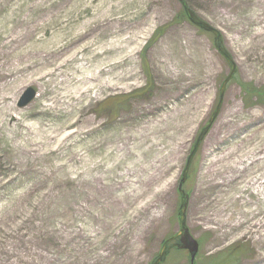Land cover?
I'll list each match as a JSON object with an SVG mask.
<instances>
[{"label": "rangeland", "instance_id": "1", "mask_svg": "<svg viewBox=\"0 0 264 264\" xmlns=\"http://www.w3.org/2000/svg\"><path fill=\"white\" fill-rule=\"evenodd\" d=\"M186 1L237 66L182 185L196 264L233 247L235 264H264V195L239 188L244 174L222 161L252 141L264 156V0ZM181 10L178 0H0V104L14 109L0 122V264H151L176 234L179 180L229 72L213 35ZM118 41L132 54L125 87L91 91L69 115L44 107L55 97L35 73L46 55L95 60L104 42L112 57ZM28 87L35 98L19 107ZM47 127L48 144L34 135ZM139 142L135 160H114ZM263 172L249 178L260 186ZM177 250L165 264H188Z\"/></svg>", "mask_w": 264, "mask_h": 264}, {"label": "bare ground", "instance_id": "2", "mask_svg": "<svg viewBox=\"0 0 264 264\" xmlns=\"http://www.w3.org/2000/svg\"><path fill=\"white\" fill-rule=\"evenodd\" d=\"M45 3L46 1H42L37 4V7H41ZM111 47L112 45L107 47L104 42L101 43L100 54L102 57L96 58L95 60L94 57H98V54H91V58L88 59L79 49H73L69 55H64L62 59H57V52H52L46 55L40 62L39 69L36 70L35 73L39 75L41 79L48 77L46 84L51 86V92H55V97L50 104L45 103L44 107L48 110L58 109L59 111L69 115V113H73L74 110L80 109L82 100L87 98L91 91H93L95 97H97L104 87L110 88L115 85L125 87L127 80L131 77V71L125 68V62L131 59L132 54L131 52H127V48L124 46L123 42L118 41L117 48L114 46L116 48V50H114L115 54L110 57L108 56V52H110L109 48ZM81 53L82 55L78 57ZM52 58L56 60L55 64L52 63ZM68 61L77 62L78 65H73L65 71H60V69H63ZM13 110L12 104L1 102V125H3L2 122H4L3 116L9 113L11 114ZM14 132L15 133L12 138L13 140L17 137L16 130ZM54 132L55 131L52 130L51 127H47V129L43 130V132L36 130L34 135L39 136L40 142L43 141L48 144V140L50 138L54 139ZM253 135L251 137H253ZM263 141L264 133L261 142ZM25 143H29V140H26ZM256 145L255 141H252L249 145H244V147H240L234 152V149H232L228 153L224 154L222 161L226 162L228 169L232 170L233 174H244L246 180L242 182V185L239 188L254 190L256 193L264 195V172L261 174L263 181L260 183V186L257 185L259 178L255 176L249 178L256 166H262L264 170V156H258L260 151ZM142 146V143L139 142L138 144L128 148L126 152L116 155L114 160L118 158L120 161L121 157L125 158L128 154H132L133 156L131 157L135 160V152L141 149ZM149 151L150 149L146 148L145 150L140 151V153H148ZM98 164L99 163H96L92 169L98 166ZM133 164L134 166L138 165L136 161H133ZM218 176L219 175H216L214 177ZM209 180L212 179L209 178ZM259 188H261V190H258ZM134 192H136V189L133 187L127 194L135 196Z\"/></svg>", "mask_w": 264, "mask_h": 264}, {"label": "water", "instance_id": "3", "mask_svg": "<svg viewBox=\"0 0 264 264\" xmlns=\"http://www.w3.org/2000/svg\"><path fill=\"white\" fill-rule=\"evenodd\" d=\"M178 1H180L183 12H185L186 18L188 21H190V23L194 24L199 29H203L204 31L211 33L213 35V44L216 50L218 51L219 55H221L224 58V60L227 62L229 66V72L226 75L225 80L220 85L218 102L216 104V107L212 111V114L206 123L207 125H205V127H203L199 131L198 136L196 137L195 142L192 146L193 148L191 152L189 153V155L187 156L188 159L183 169L184 171L182 173V176L179 180L180 182L177 188L178 193L180 194V201H179L180 205L177 211L178 226H179L178 231L176 232L174 236L165 240V242L161 245L159 249L160 251L158 255L152 261L151 264H162L164 262V258L166 257L167 252L170 250L169 247L167 246V243L169 241L176 240V238H178L179 241L177 242V244H175V247L179 249L187 250L189 253L190 264H194V261H195L194 258L196 254L198 253L199 248H198V242L194 239V237L190 235L188 226L186 225V217H187L186 209L188 206V203H187L188 193L183 191L182 185L185 183V180L187 178V174L189 171L188 169L194 159L193 157L195 156L196 151L199 148L198 146L200 142L205 138L206 133L208 132L213 122L215 121L217 115L219 114V110L223 103L222 99L226 91L225 89L226 85L229 81H231L234 78L233 76L237 72V66H235V62L232 58V55L229 54L228 50L226 49L225 45L222 42L221 33L214 26H211L209 23L203 20H200L195 14V12L192 11L191 8L188 6L186 0H178ZM35 95H36L35 89L31 87L26 88L19 97L20 99L18 101V106L24 107L25 105H27L29 102H31L35 98Z\"/></svg>", "mask_w": 264, "mask_h": 264}, {"label": "trees", "instance_id": "4", "mask_svg": "<svg viewBox=\"0 0 264 264\" xmlns=\"http://www.w3.org/2000/svg\"><path fill=\"white\" fill-rule=\"evenodd\" d=\"M181 12H182V16L186 18L185 12H183V10H181ZM228 250L230 251H228L227 254L225 253V254H222L221 256L211 257L209 260V263L207 264H235L237 263L238 256L241 255V252H238V249L234 247ZM195 264H196V261H195Z\"/></svg>", "mask_w": 264, "mask_h": 264}]
</instances>
